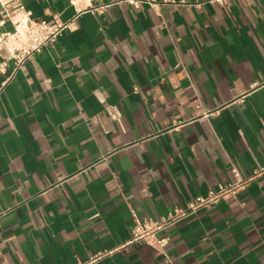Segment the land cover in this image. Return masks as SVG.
<instances>
[{"label":"crops","instance_id":"0c3cea01","mask_svg":"<svg viewBox=\"0 0 264 264\" xmlns=\"http://www.w3.org/2000/svg\"><path fill=\"white\" fill-rule=\"evenodd\" d=\"M75 1V2H73ZM0 0L75 19L16 69L0 48V264H80L264 164V0ZM93 264H264V175Z\"/></svg>","mask_w":264,"mask_h":264},{"label":"built area","instance_id":"2783aa9c","mask_svg":"<svg viewBox=\"0 0 264 264\" xmlns=\"http://www.w3.org/2000/svg\"><path fill=\"white\" fill-rule=\"evenodd\" d=\"M168 0H163L167 2ZM223 2L224 0H216ZM75 2V1H73ZM117 3L130 4L134 7L148 5L153 9L159 8L160 0H116ZM14 30L0 33V48H5L8 59L16 60V69L20 68L26 59L51 47L62 33L76 26L75 19L62 20L54 17L51 19H32L30 12L19 5L10 12ZM7 66V61L2 62L0 69ZM3 86H0V92ZM235 180L221 183L216 188L210 189L206 194L191 198L185 205H175L169 212L157 219L142 218L137 209L131 208L133 227L131 237L117 248L102 250L93 253L89 259L80 264H93L103 257L112 254L117 249L142 242L151 248L164 251L170 241L167 230L171 226L197 214L203 208L212 207L221 199L236 197L238 192L247 186L252 179L264 175V164L257 166L249 176H243L238 168H233Z\"/></svg>","mask_w":264,"mask_h":264}]
</instances>
